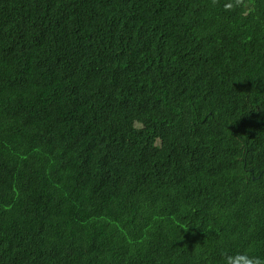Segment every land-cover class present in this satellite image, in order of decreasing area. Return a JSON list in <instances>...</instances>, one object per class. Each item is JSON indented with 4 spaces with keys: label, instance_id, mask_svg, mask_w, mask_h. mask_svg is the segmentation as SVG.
<instances>
[{
    "label": "trees",
    "instance_id": "obj_1",
    "mask_svg": "<svg viewBox=\"0 0 264 264\" xmlns=\"http://www.w3.org/2000/svg\"><path fill=\"white\" fill-rule=\"evenodd\" d=\"M264 258V0H0V264Z\"/></svg>",
    "mask_w": 264,
    "mask_h": 264
},
{
    "label": "clouds",
    "instance_id": "obj_2",
    "mask_svg": "<svg viewBox=\"0 0 264 264\" xmlns=\"http://www.w3.org/2000/svg\"><path fill=\"white\" fill-rule=\"evenodd\" d=\"M226 264H264V258L250 257L246 253H239L228 256Z\"/></svg>",
    "mask_w": 264,
    "mask_h": 264
}]
</instances>
